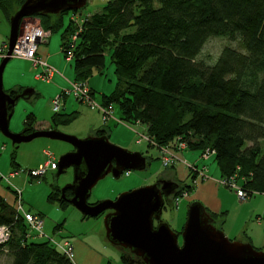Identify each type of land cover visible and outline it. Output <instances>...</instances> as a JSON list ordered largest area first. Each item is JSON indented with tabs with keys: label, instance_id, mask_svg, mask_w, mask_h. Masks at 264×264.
<instances>
[{
	"label": "trees",
	"instance_id": "16d2710c",
	"mask_svg": "<svg viewBox=\"0 0 264 264\" xmlns=\"http://www.w3.org/2000/svg\"><path fill=\"white\" fill-rule=\"evenodd\" d=\"M25 1L0 0V12L9 22ZM80 11L34 16L50 32L58 31L70 12L78 19L60 33L64 56L73 44V82L87 84L95 73L101 75L108 51L116 84L100 105H117L119 121L145 126L149 147L180 140L199 156L209 151L220 181H233L246 198L264 195V0H109L97 13ZM211 39L224 43L216 60L206 61L201 53ZM21 92L7 94L13 98ZM12 109L8 106V113ZM77 115L54 112L48 130L67 126ZM36 122L27 114L20 134L38 131ZM95 136L109 135L99 130ZM12 165L18 167L14 160ZM189 172L191 181L203 179ZM175 183L172 197L194 189ZM71 197L70 190L62 194L51 185L47 200L65 208ZM15 201L0 192V226L9 231L0 246V264H71L47 240L29 241L32 232ZM206 212L214 225L219 217L222 223V215ZM123 252L121 264H143Z\"/></svg>",
	"mask_w": 264,
	"mask_h": 264
},
{
	"label": "rangeland",
	"instance_id": "374dc122",
	"mask_svg": "<svg viewBox=\"0 0 264 264\" xmlns=\"http://www.w3.org/2000/svg\"><path fill=\"white\" fill-rule=\"evenodd\" d=\"M107 1L109 0H88L86 6L80 12L83 16L97 13ZM36 18L34 16L28 17L23 20V24L28 22L41 27L40 21ZM72 18L75 21L78 20L71 12L64 15L63 25L58 31L44 30L48 37L45 43L39 45L38 50L42 55L41 59L57 72L49 83L37 79L36 76L39 72L26 60L10 58L6 64L1 80L3 91L5 93L19 89L33 91L30 97L18 99L13 106L12 116L8 124L9 131L12 134H20L23 131L24 118L27 114H33L36 117V124L39 128H46L47 125H50L54 113L52 101L57 99L62 91L69 89L70 84L73 82V62L65 59L60 46V33ZM0 32L4 33L3 45H6L9 35V22L1 12ZM223 43L219 39L209 40L202 50V58L206 61L217 58ZM104 55L105 68L102 74L95 73L87 81V86L94 92V102L98 105L101 104L102 95H109L116 84L110 54L105 51ZM59 108L60 112L63 113H78L77 118L72 123L57 128V131L63 135L83 140L94 137L96 131L105 130L109 135L108 141L112 145L130 152L141 153L150 161V164L143 171L130 170L128 176L123 174L118 179H114L111 175H107L93 187L87 199V204L93 205L97 202L115 200L122 193L151 186L159 179H166L173 174H175L177 182L182 185H191L189 167L177 161L174 165L165 168L162 165V154L158 148L149 147L146 141L136 143L139 136L145 135L146 128L142 125L119 121L120 112L117 105H113L111 117L106 123H103L101 113L91 110L86 104L79 102L73 96L61 98ZM72 149V146L68 143L46 138H36L27 143L13 145L11 140L0 132V192L9 201H13L18 195L25 211L41 214L43 220L42 231L45 238H34V233H31L29 241H46V237L52 238L55 242L68 241L71 244L73 254L71 264H121L120 257L124 253L123 250L113 246L105 236L104 220L107 212L94 218L83 219L81 213L73 206L69 205L62 208L47 200L51 185L62 189L72 183V168L66 169L59 176H56L57 169L47 170L44 176L37 178L29 175L30 171L40 170L44 163L49 160L44 152L52 154L57 164L60 157L70 153ZM178 158L188 165L206 166L207 170H202L203 179L207 176L218 180L219 186H223H221V190H224L222 194L220 192V197L227 203L230 198L228 193H235L236 195L234 190L227 188V185L219 180L220 174L213 158L201 162L199 152L190 150L185 151L184 156L178 153ZM13 160L18 164V167L12 165ZM11 172H15V174L8 184L5 177ZM197 182L198 180H196ZM236 186L238 187V185ZM12 191H15V193ZM255 195L254 198L258 197ZM190 204L188 199L180 197L177 207L173 206L171 201L170 204L168 203L165 206L166 209L161 214V221L166 223L178 235L179 246L183 242L181 233ZM217 221L219 222H216V225L221 222L220 217L217 218ZM58 225H60L59 228H57ZM225 236L227 239L234 241L226 233ZM78 242L79 246H77ZM125 252L130 254L128 250H125Z\"/></svg>",
	"mask_w": 264,
	"mask_h": 264
},
{
	"label": "water",
	"instance_id": "95a60500",
	"mask_svg": "<svg viewBox=\"0 0 264 264\" xmlns=\"http://www.w3.org/2000/svg\"><path fill=\"white\" fill-rule=\"evenodd\" d=\"M88 0H26L9 20L6 56L0 63V132L13 145L46 138L68 143L73 151L62 155L57 163L56 176L72 168L73 181L61 189L70 190L68 204L82 216L94 218L108 212L104 220L106 239L116 247L129 250L143 264H264V250H256L250 243L231 241L213 225V219L198 202L189 205L182 229V245L178 235L160 216L163 197L177 189L173 182H163L120 194L115 200L87 204L93 187L107 175L118 179L124 171H143L146 159L141 153L130 152L112 145L106 136L79 140L57 130H38L28 135L12 134L8 124L14 106L20 98L30 97L33 91L23 90L10 97L2 88V73L11 58L13 47L23 20L43 14L56 15L62 11L82 10ZM154 221L158 224L154 227Z\"/></svg>",
	"mask_w": 264,
	"mask_h": 264
},
{
	"label": "built area",
	"instance_id": "2783aa9c",
	"mask_svg": "<svg viewBox=\"0 0 264 264\" xmlns=\"http://www.w3.org/2000/svg\"><path fill=\"white\" fill-rule=\"evenodd\" d=\"M76 36L77 35L74 34L71 37L72 43L76 40ZM47 37L48 36L46 32H44V30L41 27L34 26L32 24H29L28 22L24 23L21 27L16 43L13 47L11 58L22 59L30 62L32 67L39 72L36 78L45 81L46 83H49L57 72L38 56V47L40 44L45 43ZM72 51H73V44L69 45V47L66 48L65 59L67 61L72 60L73 57ZM6 52H7V44L0 47L1 59L6 56ZM69 96H73L79 102L86 104L91 110H96L99 113H101L102 116L101 118L103 123H106L107 120L111 117L112 106L104 107L102 105L96 104L92 96V91L87 86V84L76 83V82H72L70 84L69 89L63 91L62 96H58L57 99L52 101L54 112L60 111L59 108L60 99ZM142 141L148 142V137L146 136V134L145 135L142 134L141 136H139L136 143L139 144ZM158 149L162 154L161 162L163 167L167 168L169 166L174 165L177 161H179L182 162L183 165L189 167V169H191L192 172L197 175V178L203 176L202 170H204V167H202L201 169L192 167L191 165H188L185 161H181V159L178 158V153L180 154L183 151L187 150L186 144L183 143L182 141L176 140L172 145L160 147ZM44 155L49 157V160L45 162L44 166L40 170L31 171L29 173L31 177L37 178L39 176H44L47 170H56L57 164L55 163L52 154L48 152H44ZM209 156H210L209 151L204 152L201 155L202 161L208 160ZM14 174L15 173H10L8 174L7 177H5V180L8 184L9 181L13 178ZM124 174L128 176L129 172H125ZM221 183L227 185V187L234 190L236 192L237 198L240 201L246 199L245 192L242 191L240 188H238L236 184L233 183V181H228V182L222 181ZM180 197L188 198V193L184 192L179 197L173 196L172 197L173 206L175 207L178 206ZM15 200H16L15 201L16 211L17 213L23 216L29 228V231L34 233L35 236L39 239L45 238V234L42 231L43 230L42 218L25 212L23 209L22 201L18 197V195ZM8 238H9V231L7 227L0 226V246L3 245L8 240ZM46 240L51 245H53V247H55L60 252H62L71 262L73 261L72 247L68 241L55 242L52 238H48V237H46Z\"/></svg>",
	"mask_w": 264,
	"mask_h": 264
},
{
	"label": "crops",
	"instance_id": "0c3cea01",
	"mask_svg": "<svg viewBox=\"0 0 264 264\" xmlns=\"http://www.w3.org/2000/svg\"><path fill=\"white\" fill-rule=\"evenodd\" d=\"M3 42H4V33L0 32V47L3 46L4 44ZM38 56L42 58V55L39 53V50H38ZM91 91L93 92L92 89ZM35 127L38 130L50 129V125H47L46 128H39L38 125L36 124ZM184 152L185 151L181 153L182 156H184ZM145 159H146V167H147L150 164V161L147 157H145ZM194 163H196V161H194ZM202 167H204V169L207 170L205 166ZM125 172H129V171H124L121 175H123ZM167 179L171 180V182L173 183L177 182L175 178V174L167 177ZM191 184L192 187H194V189L191 192L187 191L188 198L186 199H188V202H190L191 204L194 202L200 203L205 208V210L213 214L222 215L223 216L222 223H219L218 225H214L217 229L220 228V230L223 232L224 235L226 233L227 236L228 237L230 236L229 238H233L234 241L250 243L256 250L264 249V195L263 194H259V195L254 194L255 196L258 197L254 198L253 197L254 195H252L240 201L237 199L235 193H228L230 198L227 203L220 197V192L222 194L224 190H221L222 185L219 186L220 184L218 180L206 176L204 179H199L197 183L194 181V179H192ZM171 201H169V204ZM79 245L80 244L78 242L77 246Z\"/></svg>",
	"mask_w": 264,
	"mask_h": 264
},
{
	"label": "flooded vegetation",
	"instance_id": "af4514ba",
	"mask_svg": "<svg viewBox=\"0 0 264 264\" xmlns=\"http://www.w3.org/2000/svg\"><path fill=\"white\" fill-rule=\"evenodd\" d=\"M32 1L35 2V1H37V0H32ZM40 15H45V14L41 13ZM163 182H171V180H168L167 178H166V179H163V178L159 179V180L156 182L157 187H158L159 189L162 187ZM173 192H174V191H172V193H171L170 195H168V196H166V197H163L164 206H163L162 211H163L164 209H166L165 206L168 205L169 201H171V198H172ZM107 213H108V212H107ZM209 216H210V215H209ZM160 220H161V216H160ZM155 222H156V223H155ZM155 222H154L153 224H154V226L156 227L157 224H158V222H157V221H155ZM161 222H162V221H161ZM213 225H214V224H213ZM118 248L122 249L123 251L127 250V249H123V248H121V247H118ZM131 254H132V253H131ZM132 255H133V254H132ZM133 256H134V255H133ZM134 257H136V256H134ZM136 258H138V257H136Z\"/></svg>",
	"mask_w": 264,
	"mask_h": 264
}]
</instances>
